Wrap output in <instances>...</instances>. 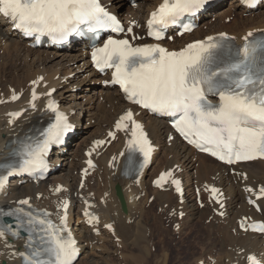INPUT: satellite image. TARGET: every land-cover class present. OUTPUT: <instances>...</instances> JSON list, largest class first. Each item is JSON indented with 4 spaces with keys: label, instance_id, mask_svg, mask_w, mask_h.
<instances>
[{
    "label": "snow or ice",
    "instance_id": "6c2138e0",
    "mask_svg": "<svg viewBox=\"0 0 264 264\" xmlns=\"http://www.w3.org/2000/svg\"><path fill=\"white\" fill-rule=\"evenodd\" d=\"M209 2L162 0L149 14L148 36L160 41L170 27H177L180 35L191 32L195 25L189 18L195 17ZM245 2L251 6L256 0ZM0 16L10 20L25 36L48 37L54 43L102 31L123 35L126 38L109 36L102 47H93L92 61L101 72L114 69L110 82L119 85L128 102L153 114L173 118V127L189 144L226 165L264 159V34L249 32L242 46H237L235 38L226 33L209 35L179 50H169L159 43L135 45V40L143 38L133 33V28L139 25L133 22L125 28L101 0H0ZM38 83L33 81V85ZM47 95L51 97L52 93ZM38 98L34 90L30 101L33 109ZM17 99L19 96L13 92L11 100ZM47 109L54 115L51 123L10 142L8 157L0 163V191L12 176L25 173L42 176L49 168L47 157L52 146L62 144L73 130L68 115L60 111L56 100L49 99ZM9 115L13 118L10 123H14L22 113ZM115 129L131 131L125 174L142 171L153 151L143 126L127 110ZM109 136L115 138V133L110 132ZM137 154L143 157L139 164ZM88 164L94 166L91 160ZM234 175L248 179L244 172L237 171ZM172 177L171 171L165 172L155 183L163 187L171 178L179 192L181 182ZM245 190L254 192L253 188ZM211 192L217 194L216 203L223 207L219 189L213 187ZM255 194L264 199V186ZM248 202L255 203L252 199ZM15 203L14 208H0V239L6 235L21 239L25 238L22 233H26L25 250L19 253L23 264H76L80 248L67 228L66 215L61 216V224L57 225L50 213L34 209L29 199ZM63 207L66 210V201ZM5 218H11L14 223H8ZM90 218L98 221V217ZM239 226L248 231L244 221ZM257 230L264 234V223L253 225V231ZM240 254L244 264H264V255L245 250Z\"/></svg>",
    "mask_w": 264,
    "mask_h": 264
},
{
    "label": "bare ground",
    "instance_id": "6f19581e",
    "mask_svg": "<svg viewBox=\"0 0 264 264\" xmlns=\"http://www.w3.org/2000/svg\"><path fill=\"white\" fill-rule=\"evenodd\" d=\"M232 1L233 3L231 5L237 4L238 9H241L244 14H248L246 18L236 15L231 11L236 8H230V10H223L222 8L221 10L223 11L219 8L217 11H214V16H212H220L218 20H205L193 35L185 36L182 39H176L173 44L168 45L176 48L185 43L202 39L205 36L222 32L235 35L236 39L242 42V39L249 32H257L264 28V12L256 14L251 10L247 11L241 6L239 0ZM106 2L113 12L119 13L121 10L119 7H123L122 4H125L126 0H106ZM133 2L138 3V7H132L130 10L131 14H126L125 16L127 18H135L139 24L142 25V19L145 13L154 10L161 0H133ZM216 8L211 9L210 12H213ZM228 17L232 19L229 24L224 21ZM239 19H242V21H239ZM21 39L20 35L12 30V24H9L5 19L0 17V52L3 51V53L1 52L2 54H0V101L9 99L12 89L23 92L31 82L38 81L40 77H43L44 81L40 84L41 91L47 93L49 89L55 88L56 93L54 96L61 101L62 105L67 106L72 121L75 122L76 120V135L72 139V141H75V144L73 143L75 146H73L67 155L66 149L70 145L69 142L68 145L62 149L60 154H56L54 159L55 174L46 180V182L40 185H33L30 183L19 184V179L13 180L11 188L8 190L9 197L1 199L2 203L10 205L13 201L16 202L26 197H32L33 202L38 206L53 209L55 201L59 197H70L72 199L74 212L76 213L73 226L77 238L80 241L79 247L82 249L81 257L76 264H93L95 259L91 258V256L95 251L102 249H100L99 245H95V241L98 240V237L92 234L91 230L85 225L82 218H80V212L82 210V200L80 196L95 199L96 210L101 215L102 225L109 222L114 223L115 238L119 239L123 237L124 241H131V244L137 247L138 250H148L156 257L159 256L160 252L165 255L164 252L167 249H163L162 247L158 248L155 243L152 245L149 244V240L147 239L148 229L145 228L144 225L145 221L149 218V216L147 217L146 215L148 210L146 212L141 208V204L145 198L142 200L141 197L139 201L137 198L144 192L146 195L150 193L152 189V179L157 176L159 172L178 166V168L180 167L182 170V173H179V175L183 179H186L185 187L187 194L194 191L195 187H199L203 191V186L205 184H213L221 187L226 193L227 212L225 218H218L215 214L217 208H213L208 204L206 199H203L202 204L204 206L200 208L195 198L187 197L184 205L187 219H183L180 222L182 227L187 224L193 227L195 224L197 225L198 221H207L212 218L211 227L213 231L217 232L219 236V246L225 255L224 259L221 261L220 257V262L218 261L216 264H244L243 256L240 254L241 250L255 253L258 256L264 255V237L243 234L239 231L238 227V221L244 216L252 215L257 220H264V200L261 202L262 213L258 215L246 205V199L247 197L252 198V193L245 190L246 188H253L254 192H258L259 187L264 186V161H258L236 168V172H244L248 177L247 180L239 179L235 175H230L229 170L215 161L196 154L192 149L182 144L176 138L171 141V130L165 120L146 116L145 113L139 115V119L145 122L151 138L159 147L154 162V164L157 163L156 167L148 174L149 177H151L149 183L145 181L147 173L138 183L123 179L120 176V170L115 172L109 168L108 165L110 161H113L112 158L118 159L123 152L124 140H121L114 143L101 154L97 159L98 169L96 174L91 177L87 181L85 187L80 190L79 171L85 166L84 151L95 139H105L107 137L108 131L114 127L118 115L124 112L126 105L117 92L103 85V80L109 81L110 78H101L90 68L88 63V51L82 52L80 51V47H71L60 51L62 52L61 54L50 53V51L56 49L34 50L28 47L27 42ZM10 61L13 63L12 69ZM72 74H75L74 80L70 79ZM85 75H89L91 79L88 77L86 78ZM82 76L84 79L78 82V77ZM63 80H65L67 84H62ZM45 83H49V86L43 88ZM78 84L82 86L83 89L78 93V96H76V94L73 93V88ZM67 87L71 89L69 90ZM69 93H72L70 95L73 97L72 99L76 97L80 103L74 106L73 104H69V102H65V100L68 101ZM23 107L24 105L21 104L0 103V160L7 156L10 142L23 137L26 132H30L34 129L35 124L46 122L49 118L46 114L44 104L42 103L38 105L37 109L27 112L23 118L17 120L13 126H10V121L12 119L8 117V114L14 110L22 109ZM83 112L84 118L82 117ZM76 115H79V118H76ZM93 121L95 123L94 125H92ZM82 126L83 129H80ZM91 127H94L95 131L85 136L87 134V129ZM73 144H71V146ZM161 151L163 152V156L159 158V153ZM61 160H64V166L57 167V163ZM153 165L151 167H153ZM94 180L96 182V184H94L95 186L92 185V181ZM59 185L66 186L70 189V192L56 195L54 191ZM116 186H120L122 190L127 205L126 212H123L121 209V204L116 196ZM49 190L51 192H49ZM154 192L158 207L162 208L163 212L167 213V215L168 212L171 211L164 209L166 204H168L170 208H174L176 212L179 210V198L173 190L169 192L154 190ZM103 199L104 201L101 202ZM147 199L148 198H146V200ZM169 215L171 216V214ZM151 218L152 217H150V219ZM71 219H73V217H71ZM173 220L178 221L177 213ZM134 225L137 226L136 229H138L136 238H134ZM162 226L163 225L158 226V228L150 234L153 241L160 237L162 238V236L167 237L165 233H163L164 229ZM235 229L237 232L234 234L233 230ZM156 230H158V232H156ZM201 235L200 227L195 226L187 236L185 235V239L188 242L195 239L200 240ZM161 238L160 240L162 241ZM99 239L101 238L99 237ZM5 240L8 241L7 244ZM123 244L125 243L123 242ZM23 245V241H15L9 237L0 239V264H20L17 255L23 251ZM129 245L127 244V246ZM145 258H147V255ZM134 262V264L137 263L136 261Z\"/></svg>",
    "mask_w": 264,
    "mask_h": 264
},
{
    "label": "rangeland",
    "instance_id": "374dc122",
    "mask_svg": "<svg viewBox=\"0 0 264 264\" xmlns=\"http://www.w3.org/2000/svg\"><path fill=\"white\" fill-rule=\"evenodd\" d=\"M232 2L233 1L228 0L223 5V8H226L228 10H230V8H236V9H234V10H237L236 11V15H239V16H242L243 18H246L247 16L245 17V14L243 13V11L241 9H238V5L237 4H234V6H230L232 4ZM122 5H123L125 11H127L129 9V12L127 14L130 15L131 14L130 10H131L132 7L129 8L127 0H126V3L125 4H122ZM221 11H223V10H221ZM262 12H264V7L261 9V12H256V13L261 14ZM240 14H242V15H240ZM207 21H209V19H207ZM239 21H242V19H239ZM226 23H229L228 19H226ZM1 52H0V54H2ZM50 53H60L61 54L62 52L57 51V50H53V51H50ZM10 64H11V69H12L13 63H11V61H10ZM85 74H87V73H85ZM83 76L82 77H78V82H80V81H82L84 79ZM85 77L86 78L88 77L89 79H91V77L89 75H85ZM67 88H69V90L71 89L70 87H67ZM80 88H82V86ZM71 94L70 93L68 94L69 95L68 96V101L65 100V102H67V103L69 102V104H70L71 101L74 100L73 102H76L77 101L76 103L79 104L80 101L77 100L76 97H75V99H72L73 97L70 96ZM76 96H78V95H76ZM73 102H72V104L74 105ZM76 118H79V115H76ZM92 125H94V121H93ZM80 129H83V126L80 127ZM89 130H90V132H89ZM93 131H95V128L94 127H91L89 129H87V134L85 136L89 135ZM81 134H83V133H81ZM74 142L75 141H73V143ZM74 144L72 146H75ZM71 149H70V151H71ZM68 153H67V155H68ZM162 156H163L162 153H161V155L159 153V158H161ZM156 164H154L153 167H151L152 168V169H150L151 172L154 170V167H156ZM146 181L148 182L147 179H146ZM94 182H95V180H94ZM95 184H96V182H95ZM93 186H95V185H93ZM49 188H51V187H49ZM49 192H51V191L49 190ZM154 193H155L154 190L151 189L149 194H152L154 196ZM149 194L147 193V195H149ZM147 195L144 192V197L145 198H146ZM142 200H144V198H142ZM144 202L147 204V202L145 200L142 203H144ZM148 202L152 206V208H151V206L148 207L147 205H149V204L146 205L145 203L141 207L146 212L148 210V212H147L146 215H147V217L149 216V218L145 221V224H144L145 225V228L148 229L147 230V239L149 240V244L150 245H152V244L155 243V245L158 248H161V247L163 249L166 248L167 250L164 252L165 255H163V253L160 252L159 253V256L154 257L155 255H152V253L150 251H148V250H143V251L138 250L137 247H135L134 245L131 244V241H127V240L124 241L123 237L119 238V240H120L119 245H122L123 242L125 243V244H123L125 246L122 245V247H121V252L123 251V254L120 255L121 252H120L119 248L114 244V242L110 241L111 239H109L110 237L107 235V236L103 237V242H104V244L106 246L101 243V241H100L101 239H99V237H98V240H97L98 242L95 241V245H99L100 246V249H102V250L95 251L94 254L91 256V258H94L95 259L93 264H134L135 263L134 261L137 262L136 264H152V263L153 264H197V262L199 260H201V259H207L209 256H213V257H216L217 258L218 255H219V258H217V262L218 261L220 262V257H221V261H222V259H224L225 255L222 252V250H221V248L219 246V243H218L219 242L218 241L219 240V236L217 235V232L216 231H213V229L211 227L212 226L211 225L212 224L211 223L212 222V218H210L207 221L206 220L200 221V222L198 221L197 222V225L195 224L193 227H191V226H189L187 224L186 226H183L182 232L181 231L175 232L170 226L168 227L166 225V221L164 219V216L160 215L161 213H159V210L160 209H158V205H157L158 202H157L156 198H155V203H153L151 201H148ZM169 213L170 212H168V216L170 217ZM154 215H155V217H154ZM166 216H167V213H166ZM150 217H152V218L150 219ZM159 217H161L162 221L164 222V225L163 226L165 228L163 227V229H164L163 230V233H165V235L167 237H163V236H162V238L160 237L162 239V241L160 240V238H158L155 241H153L151 239V237H150V234L156 228H158V226L161 225V220H160ZM186 219H187V217H186ZM206 223H209V226ZM202 225H204V226H202ZM195 226L200 227V231H201V234H202L201 237H200V240L199 239H195V240H191L189 242L186 241V239H185L186 236L188 235V233H190L191 229L194 228ZM207 226H208V230L209 231H207ZM136 228H137V226L134 225L133 226V231L135 233L134 238H136V232L138 231V229H136ZM156 232H158V230H156ZM166 232L168 233V235H167ZM236 232H237L236 229L233 230V233L234 234ZM105 234H107V233H105ZM214 236H216L217 238H213ZM165 238H167V239H165ZM129 243H130V245H129ZM127 244L129 246H127ZM106 250H107V253H104ZM144 252L147 255V258H145L146 255L144 254ZM102 253H104V254H102ZM142 253H143V255H142ZM94 255H96V256H94ZM122 256L124 257V259L122 258ZM133 259H134V261H133ZM138 260H140V261H138Z\"/></svg>",
    "mask_w": 264,
    "mask_h": 264
}]
</instances>
